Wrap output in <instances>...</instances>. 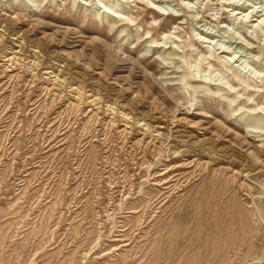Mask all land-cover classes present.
<instances>
[{
	"label": "rangeland",
	"instance_id": "rangeland-1",
	"mask_svg": "<svg viewBox=\"0 0 264 264\" xmlns=\"http://www.w3.org/2000/svg\"><path fill=\"white\" fill-rule=\"evenodd\" d=\"M0 264H264V0H0Z\"/></svg>",
	"mask_w": 264,
	"mask_h": 264
}]
</instances>
